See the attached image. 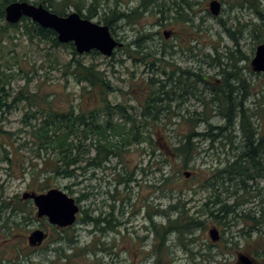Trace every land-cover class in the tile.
<instances>
[{
	"label": "rangeland",
	"instance_id": "1",
	"mask_svg": "<svg viewBox=\"0 0 264 264\" xmlns=\"http://www.w3.org/2000/svg\"><path fill=\"white\" fill-rule=\"evenodd\" d=\"M78 1L81 11L86 13L85 9L91 0ZM140 1L100 0L102 7L90 19L103 24V11L117 15L116 25L114 21L112 26L113 36L119 37L123 45L115 48L113 58L112 55L104 56L93 50L78 54L84 63H95L108 75L110 85L117 89L107 93L111 103H124L129 111L142 109L137 107L138 98L144 95L140 81L146 82L143 77L151 73L144 71V62L136 61L138 55L137 58L129 56L135 53L132 51L134 46L126 45L140 34H143L140 42L144 46L142 55L146 51H152L159 57L160 47L173 51L172 61L184 69L199 72L202 76H212L214 85H219L222 80V65L211 61L205 54L216 57L218 53L223 63L229 61L228 50L236 55L242 54L236 75L241 76L244 83L239 88L237 80H232L234 84L220 94L222 97L230 96L232 102L243 99L244 106L251 109H255L257 100L264 102V72H254L249 65L255 46L264 41V0H219L221 10L218 15L209 11L210 0H193L192 10L183 6L187 15V21L183 22L175 21L174 18L165 19L168 10L164 6H154L156 13H144L134 23H126L125 16L145 9L144 3L141 4ZM159 1H165L168 5L170 3V0ZM70 11H76L75 7L66 8V13ZM158 20L165 25H159ZM23 22L20 21L19 28L14 29L5 27L6 21L0 19V25L5 28L4 33L0 34V70L14 73L12 77H8L6 87L17 90L25 85L26 77L30 76L27 88L37 89L42 96L47 94L51 105L58 110H68L71 102H79L84 108L98 106V99L82 94V85L86 87V83L77 82L68 68L62 66V62L65 63L70 58L68 44L60 43L52 47L50 41H39L35 37L31 40L21 32ZM164 29L172 31L167 38L163 36ZM163 43L170 45H162ZM158 73L159 71L155 72ZM192 81L196 85L197 95L184 100L175 96L165 99L170 88L165 86V89L163 85L159 87L157 82H152L156 94L152 105H162L160 109L157 108V115L150 113L147 121L148 130L145 134L151 135V144L143 141L140 144L126 145L117 156L108 159L105 167H88V160H85L82 164L85 167L79 170V184L75 185L73 179L62 175L49 178L48 187L40 192L58 188L74 198L83 193L78 201L80 211L77 220L72 225L61 228L50 224L45 217H37L36 207L31 201L22 212H0V264H155L156 256L152 252L155 240L149 232L148 213L155 214L157 208L164 209L168 204L169 185L165 186L163 176L176 180L175 185L186 190L185 198L191 199L187 207L190 206L193 210L195 203L201 204L205 200L207 192L198 190L197 194H192V189H197L198 181L212 172L211 169L215 166L221 167L232 160L242 144L237 128L229 138L224 135L227 131L220 132V129L213 128L210 134L215 138L211 145L209 139H202L203 135L195 138L198 149L193 154L194 160L182 166L181 162L174 159L169 146L188 132L190 124H194L192 127L195 132L207 135L206 128L209 124L221 127L226 122L217 110L218 101L215 98L209 100L212 95L206 92L203 81L198 78H193ZM205 105H208L207 120H185L193 112L199 113ZM21 106L20 103L14 107L0 123L4 129L21 135L20 139L16 137V143L29 135V127L21 122ZM130 106L133 107L132 110ZM237 117L235 116L236 120ZM262 121V118L258 120V128L262 126ZM18 129L23 130L18 132ZM262 130L264 129L261 127ZM30 146L31 144L14 150L20 158L17 160L12 156V165L0 162V196L11 202L15 200V196L20 201L27 200L21 198L22 193L38 192L36 187L43 183L36 178L32 179V171L43 168L44 164L34 156L33 144ZM93 153L94 150L91 154ZM184 172H189V176L186 177ZM119 174L125 177L122 182L117 180ZM246 183L252 194L259 188L252 181ZM241 198L244 196L241 195L239 199ZM255 199L252 198L249 204L245 203L241 208L258 206V197ZM84 209L89 215L101 218L110 214L114 228L100 231L90 222L80 220ZM218 214L221 216L223 213ZM202 218L205 227L194 232L193 241L185 240L183 244L176 234L168 236L163 264H237V251L245 250L253 254L259 248L258 239L255 238L257 234L253 233L249 238L240 233L239 228L243 227L241 223L227 227L211 218ZM154 219L161 221L163 217L155 214ZM211 227H216L220 233L216 242L208 236V229ZM37 228L43 230L46 237L38 245H29L27 236ZM146 235L148 236L145 237ZM223 236L234 242L225 246ZM80 247H84L85 251L79 252ZM62 253L66 256H62ZM255 256L256 264H264V253L258 252Z\"/></svg>",
	"mask_w": 264,
	"mask_h": 264
},
{
	"label": "trees",
	"instance_id": "2",
	"mask_svg": "<svg viewBox=\"0 0 264 264\" xmlns=\"http://www.w3.org/2000/svg\"><path fill=\"white\" fill-rule=\"evenodd\" d=\"M12 1L15 0H0V19H4V7ZM19 1L42 4L58 15H65L66 8L74 6L75 10L86 18L95 16L98 8L102 7L100 0H91L85 9L86 13H84L81 11L78 0ZM170 2L172 4L171 9L175 10L177 14L179 11L185 13V10H183L184 4L189 7L187 0H170ZM140 3H144L145 9L154 12H156L154 6L159 7L162 5L166 8L167 5L165 1L159 0H141ZM142 11H136L125 16L126 21L134 22L138 20L140 15H142ZM179 14L182 15L181 13ZM116 18L117 15L103 11L102 23L107 25L112 33V26ZM20 21H24L21 26L23 28L21 32L27 35L29 39L32 40L35 37L39 41H50L52 47L60 44L56 39V33L52 29L41 27L28 17H22ZM262 25V32L264 33V22H262ZM4 26L14 29L19 28L18 23L11 24L6 22ZM4 31L5 28L0 25V34L2 35ZM141 36L143 34L132 39L131 42H135V45H133L134 50L132 51L135 53H131L129 56L133 58L139 56L136 61L140 59L141 63L143 61L151 68L154 63L159 62L160 58L152 51H146L145 55L141 54V50H144V46L140 45ZM67 44L70 48V58L65 63L62 62V66L63 68H68L69 73L77 82L86 83V87L82 85L83 95L87 94L92 99L97 96L99 105L94 108H84L79 102H71L68 110H58L51 105V99L47 98V94L42 96L37 89L29 90L27 88L30 76L26 77L24 86L13 90L6 86L9 83L8 77H12L14 73L0 70V123L7 118V114L14 107L21 103L23 111L21 122L24 126L29 127L27 138L16 143V137L20 139L21 135L17 132L15 133V131L4 129L0 125V162L12 165V156L17 160L20 158V155L16 154L14 150L27 147L29 144L32 146L33 144L34 156L41 159L44 164L43 168L31 173L32 179L36 178L38 181L43 182L36 187L38 192L48 187V180L53 175H62L73 179L75 185L79 184V176L81 174L79 170L81 167H85L82 165L85 160H88V167H105L104 164L108 159L112 156H117L124 146L140 144L143 141H148L151 144V135L145 134L148 130L147 121L150 118V113L157 115V108H161L160 105V107L152 105L156 99L155 91L151 86V83L156 80L152 77L148 82L149 93L147 100L141 111H129L128 106L121 102L112 104L108 100L107 93L117 89L110 85V80L105 71L95 63H84L82 57L75 51L73 44L71 42ZM126 45H124V49L127 50ZM93 51L97 52L96 50ZM241 55H236L233 51L228 50L227 57L229 61L223 63L219 59L218 53L216 57L205 54L211 61L222 65L221 73L224 76V86L209 100L212 101L215 98L220 101V104L217 103L216 105L217 110L226 122L221 127H214L209 124V127L206 128L207 135L195 132L192 127L194 124H190L188 132L171 143L169 150H171L174 159L181 162L182 166H185L195 158L193 154L198 149L194 141L195 138L203 135L202 139H209L211 145L215 138L213 134H210L213 128L220 129V132L227 131L224 134L226 138H229L232 135V131L237 128L240 132L242 144L238 152L233 155L232 160L221 167L215 166L211 169L212 172H209L198 181V188L192 189V194H197L198 190L207 192L205 200L201 204L195 203L193 205L195 209L193 210H191L192 207H187V203L191 199L185 198L186 190L177 187L175 185L177 183L176 180H172L169 176H163L165 186L166 184L169 185V189H167L168 204L164 209L157 208L155 210V214H161L163 219L157 221L154 219L155 214L153 212L148 213L150 221L149 232L155 240L152 246V252L156 256L155 264H163V252L166 251L165 243L169 235L176 234L183 244L185 240H194V232L205 227L202 216L211 218L221 226L230 227L241 223L243 227L239 228L240 233L247 235L249 238L255 233L257 234L255 238L264 239V207L250 205L241 208L243 204H249L252 198L256 200L255 198L259 197V201H264V198L260 195V189L257 188V191L252 194L246 183L247 181L264 177V161L257 157L258 154L264 153V130L261 131V127L264 129V102L257 100L254 105L255 109H251L244 105L240 107L239 101L232 102L230 96L225 95V98L220 94L224 89L232 85V78L236 77L237 73L236 64L242 59ZM111 57L113 58V54ZM151 72L155 73L156 71L153 69ZM202 77V74L198 72L197 78L202 79ZM201 99L199 98V100ZM207 107L208 105H205L199 113L193 112V115L185 118V120L188 122L207 120ZM235 116H238V120L235 119ZM260 118L263 121L262 126L258 128V120ZM22 130L18 129V132H22ZM93 150L94 153L91 154ZM124 179L125 177L119 174L117 180L122 182ZM66 188H69V186H66ZM70 191L72 190L70 189ZM240 194L244 198L239 199ZM82 196L83 193L80 196H76V201L78 202ZM14 199L11 202L10 199L0 196V212L7 210L12 213L22 212L32 202L30 199L20 201L16 196ZM230 200H232L231 203ZM219 212L223 214L220 216ZM82 213L80 220L90 222L96 228H99L100 231L114 228L110 214H108V217L101 218L100 216L89 215L85 209ZM222 238L225 246L234 242L226 236ZM84 251V247L79 248V252ZM62 256L66 255L62 253Z\"/></svg>",
	"mask_w": 264,
	"mask_h": 264
},
{
	"label": "water",
	"instance_id": "3",
	"mask_svg": "<svg viewBox=\"0 0 264 264\" xmlns=\"http://www.w3.org/2000/svg\"><path fill=\"white\" fill-rule=\"evenodd\" d=\"M209 11L218 15L220 2L210 0ZM28 17L41 27L50 28L56 33L59 43L71 42L78 54L96 50L104 56H111L116 47L122 42L115 38L107 25L92 21L81 16L77 11H70L65 15H58L42 4H33L28 1L15 0L4 7V19L8 23H17L21 17ZM165 36L168 32H164ZM249 65L254 72H264V41L255 46L253 57ZM189 176V172H184ZM22 199H31L36 207V216L45 217L48 222L57 227L72 225L77 219L79 204L74 197L58 188H49L45 192L24 191ZM208 236L217 241L220 234L216 227L208 229ZM46 233L41 229H34L27 236L29 245H38ZM237 264H253V259L247 254H237Z\"/></svg>",
	"mask_w": 264,
	"mask_h": 264
},
{
	"label": "flooded vegetation",
	"instance_id": "4",
	"mask_svg": "<svg viewBox=\"0 0 264 264\" xmlns=\"http://www.w3.org/2000/svg\"><path fill=\"white\" fill-rule=\"evenodd\" d=\"M177 1H181V0H177ZM187 1L189 2V7L187 6V4H184V5L188 7V10H192V8H193V6H192L193 5V0H187ZM160 6H162V5H160ZM171 7H172L171 2L169 3V5L168 4L166 5V8L168 9V13L164 17L165 19L166 18H174L175 21H178V22L187 21L186 13H183V12L179 11L178 14H177V12H175V10L171 9ZM220 10H221V2H220ZM147 12L151 13V11L149 9H145V10H143L141 12L142 15H140V17L143 16V14L147 13ZM185 12H186V10H185ZM133 13H135V12H133ZM179 13H181L182 15H180ZM171 14H173V15H171ZM184 18H185V20H183ZM126 23L132 24L134 22L127 21ZM115 25H116V21H115ZM159 25H165V23L163 21L162 22L159 21ZM227 30H228V28H227ZM165 31L168 32L167 36H165V34H164ZM171 32H172L171 30L164 29L162 33H163V36L165 38H167L169 35H171ZM157 33L159 34V31H157ZM114 37L117 38L119 41H121V39L119 37H117V36H114ZM164 44L165 45H170V44H167V43H163L162 45H164ZM122 45H123V43H122ZM128 45H135V42H130ZM160 49H161L160 56H159L160 60H159L158 64L154 63L153 66L150 68L148 65H146L144 63V71H148L151 74L147 75L146 77H143V78H145V80H147L146 82H144L143 80L140 81L142 83L141 89H142L144 95H142L140 98H138L137 103L139 105H137V107L139 108V110L145 106V103H146V100H147V95L149 93L148 82H149V79L151 77L156 80V81H153V82H157L159 87H161L163 85L164 88H165V86L170 88L169 91H168V95L165 97V99H171V98H173V96H175L176 98H183V100H184V99H189L192 96L194 97V96L197 95L196 85L192 81L193 78H197V73H195L192 69H184L183 67H181L180 65H178L177 63L172 61V52H173L172 50H171L172 52H170V51H167V49L164 50L163 47H160ZM189 56H192V54L189 55ZM236 65H237V68H238L239 67L238 63ZM153 69L155 71H159V73L158 74L152 73L151 70H153ZM238 71L239 70L237 69V72ZM223 79H224V76L222 75V80L220 81V84L222 82V85L219 84L220 86L219 85H214L215 81L212 79V76H207V75L203 76L201 80L203 81L204 88L206 89V92L210 93L212 95L211 97H214L216 95V92L220 91L223 88L224 82H225ZM232 79L233 80H237V84H238L239 88L244 83V79L241 76H239V75H236V77H234ZM232 84H234V83H232ZM151 86H152V83H151ZM216 86H218V87H216ZM152 89H153V87H152ZM95 98L97 99V97H95ZM173 101H175V100H173ZM217 101L219 103V100H217ZM112 104H117V103H112ZM241 105H244L243 99H239V106L241 107ZM132 108L133 107L130 106V110H132ZM257 157H258V159H263L262 161H264V153L258 154ZM85 170L86 169H84V171ZM252 182H254V184L260 188V195H261V197L264 198V177H259L257 179H254ZM263 204H264L263 200L259 201V205L258 206H263L264 207ZM213 242H216V241H213ZM257 244H258L259 248L257 250H255L253 254L249 253L248 251H245V250H242V251L239 250V251H237V254L238 253L247 254L249 257H251L253 259V261H254L253 264H256L257 260L255 258L256 257L255 254L258 253V252L264 253V239H262V238L258 239L257 240Z\"/></svg>",
	"mask_w": 264,
	"mask_h": 264
}]
</instances>
